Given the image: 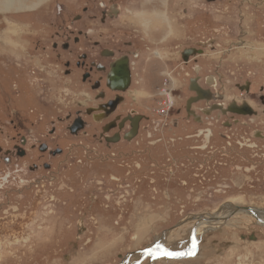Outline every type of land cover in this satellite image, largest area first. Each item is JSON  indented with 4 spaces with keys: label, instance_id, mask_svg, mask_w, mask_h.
<instances>
[{
    "label": "flooded vegetation",
    "instance_id": "1",
    "mask_svg": "<svg viewBox=\"0 0 264 264\" xmlns=\"http://www.w3.org/2000/svg\"><path fill=\"white\" fill-rule=\"evenodd\" d=\"M129 2L55 0L54 8L51 2L28 18L53 26L50 43L44 46L45 42L39 41L36 48L44 53L41 73L59 82L55 83L60 96H65L60 104L48 100L42 109L36 108L32 111L36 113L33 118L23 115V110L17 107L13 113L16 119H6L0 124V136L4 137V144L0 145V173L13 165L14 172L23 173L19 178L23 187L15 189L23 193L21 202L31 196L32 207L36 206L38 196L48 186H52L53 202H61L64 197L72 200L67 186L58 189L55 184L65 182L74 164L72 159L84 162L80 152L86 159L113 158L115 162V158L124 154L116 150L118 147L133 145L135 155L144 150L136 145L148 144L144 151L152 154L153 145L168 147L165 143H169L178 148L179 139L184 138L196 142L195 147L218 154L212 157L197 152L189 156L194 177L201 176L199 167L204 162H209L201 166L206 173L210 172V162L216 173L224 172L223 167L229 162L226 166L230 171L245 167L248 171L251 167L264 185V0H177L172 12L177 25L163 14L144 9L146 4L141 6L142 2L137 5L143 8L140 13L135 2ZM148 16L155 20L147 22ZM170 28L175 32L174 39L165 44L168 38L160 33ZM233 55H239L234 64L230 62ZM243 59L252 65L244 68ZM165 76L167 84L163 81ZM166 92L171 93L174 103L168 112L164 102ZM8 103H12L10 98ZM9 125L15 130L12 135L4 131ZM218 140L225 144L220 146ZM236 150L243 153V156L238 153L240 158L247 160L245 167L234 156ZM255 159L258 161L253 164ZM177 161L175 157L167 165ZM156 163L160 165L158 160ZM183 165L185 171L186 164ZM106 176L103 175L101 183L113 181L115 186V175L108 181ZM10 177L11 169L2 178L8 182ZM229 183L227 192L243 190V183L238 185L235 180ZM25 190L36 193L33 196ZM156 191L155 194L160 193L158 188ZM105 197L111 200L108 194ZM98 201L96 196L93 202ZM104 204L110 207L108 202ZM234 204L225 203L208 215L191 216L190 239L181 247L191 248L190 242L195 245L194 236L199 229L207 231L202 233L196 250L191 251V257L195 258L203 253L201 242L210 238L205 237L208 230L224 227L225 232L239 216L242 223L264 228L263 207ZM237 207L243 209L236 211ZM86 217L84 212L79 218V232L87 224ZM183 229L181 226L175 230H179L178 241L184 238L180 235ZM171 233L156 237L136 260L146 252L176 251L165 244L168 241L165 236L168 234L171 240ZM151 258L148 256L141 264Z\"/></svg>",
    "mask_w": 264,
    "mask_h": 264
},
{
    "label": "rangeland",
    "instance_id": "2",
    "mask_svg": "<svg viewBox=\"0 0 264 264\" xmlns=\"http://www.w3.org/2000/svg\"><path fill=\"white\" fill-rule=\"evenodd\" d=\"M54 1L0 0V124L6 119H16L13 113L17 107L23 110V115L33 118L36 113L32 111L42 109V105L48 100L60 104L61 99H64L65 95L60 96L57 82L41 73L44 53L42 49L36 48L39 41L45 42L44 46L50 43L53 26L41 23L40 20L37 22V18L28 19L34 11L38 12L45 6L47 8ZM137 1L128 0L129 4L135 2L136 7L139 2H142L141 6L147 4V9L153 4L152 0ZM163 1L174 5L173 0ZM165 3L160 9L152 7L156 8L157 14H163L174 22L172 12L175 9L166 7ZM150 17L152 18L147 17V22L155 20L153 16ZM174 23L177 25L178 20ZM174 29L177 32L176 26ZM164 34L165 32L163 36ZM173 36L165 44H171ZM235 57L239 58V55L231 56L230 62L233 64L237 62ZM250 65L252 64L246 63L245 59L242 60L241 66L244 68ZM156 77L157 75L154 76ZM166 78L168 77L165 76L163 81L166 82ZM9 98L11 104L8 103ZM173 104L170 101L166 103L167 112ZM6 129L4 131H7V135L15 133L10 125ZM3 138L0 136V145L4 144ZM184 139H179L178 148L169 143H165L168 147L163 144L153 145L152 154L144 151L148 144L136 145L137 149L144 150L135 155L133 145L118 147L116 150H122L124 154L115 158V162L113 158L86 159L84 153L80 152L79 156L84 158V162H74L75 159H72L74 164L68 170L65 182L55 184L58 189L67 186L65 188L73 199L64 197L61 202H53L52 186H48L38 196L34 207L31 196L21 202L23 193L15 190L23 187V183L19 181L23 173L14 172L12 168L15 165L5 167L6 172L0 173V264H129L140 256L144 247L156 241V237H161L167 231H172L171 234L175 235L178 232L175 230L181 226L184 227V232L180 235L184 238L178 241L179 238L172 235L171 240L165 244L168 248L185 245L190 239L188 233L191 216L214 213L228 202L263 207L264 211V185L251 167L245 171L247 160L242 159L243 153L240 150L234 151V156L245 168L230 171L226 166L228 162L223 167L224 172L216 173L215 169H211L213 162H210V172L206 173L201 166L209 162H204L200 167L198 165L201 176L196 178L193 172L195 169L192 171L191 168L193 163L189 162L188 157L197 152L203 156L210 154L212 157L217 153L195 147L196 142ZM218 142L220 146L225 144L221 140ZM220 150L222 149L218 148V152ZM116 153L120 155L119 152ZM238 153H241V158ZM175 157L178 161L172 163V166L176 164L172 169L171 163H167ZM157 160L160 162L159 166H156ZM257 161L253 160V164ZM183 162L186 164L185 171H182ZM10 169L12 177L6 182L2 177ZM103 175H107V181L115 175V186L113 181L101 183L104 181ZM204 177L213 181L209 182ZM232 180L238 185L239 182L243 183V190L227 192V184ZM140 187L144 192H139ZM157 188L160 190L159 194H155ZM5 190L8 192L3 193ZM25 191L33 196L36 193L32 190ZM106 194L111 196L110 201L105 197ZM96 196H99V201L94 204ZM104 202H108L110 207ZM64 206L68 209H63ZM84 212L87 214V224L79 232V218ZM242 220L239 216L230 222L225 232L222 230L224 227L208 230L209 234L205 237L209 235L210 240L206 238L201 242L203 253L198 254V257L167 258L161 261L155 259V262L151 258L142 264H264V228L255 227L252 223H242ZM181 221L185 223L177 225ZM237 223L242 226L237 228ZM147 225L148 228L152 227L151 230L140 229ZM144 231L148 233L145 234ZM165 237L167 239L169 235Z\"/></svg>",
    "mask_w": 264,
    "mask_h": 264
},
{
    "label": "crops",
    "instance_id": "3",
    "mask_svg": "<svg viewBox=\"0 0 264 264\" xmlns=\"http://www.w3.org/2000/svg\"><path fill=\"white\" fill-rule=\"evenodd\" d=\"M46 1H52V0H46ZM135 1L138 2L137 0H135ZM143 1L145 2V0H143ZM166 1H167V0H166ZM176 1H177V0H173V3H174V2L176 3ZM152 3H153V4H152L153 6H155L157 9H160V8L164 7V3H165V2H164L163 0H152ZM48 5H49V4H48ZM152 5H151V8H150L149 10L155 14V13H156V12H155V11H156V8H155V7H152ZM165 6L168 7V8L170 7L171 9L174 8V6L171 5L169 2H166V3H165ZM45 7H46V6H45ZM43 8H44V7H43ZM146 8H148V7H147V4L144 5V9H146ZM135 9H136L137 12H138V11H140V12L143 11V10H142L143 8H142L140 5H139V7H138V6H137V7L135 6ZM39 10H41V8H40ZM168 10H169V9H167L166 14L168 13ZM160 11H163V10H160ZM35 12H36V11H34L33 13H35ZM33 13H32V14H33ZM157 13H158V12H157ZM146 26H148V25H146ZM145 30L148 31V28L145 29ZM167 33H168L169 35H168ZM160 34L162 35L163 32H161ZM174 34H175L174 30H172V29L170 28V30L168 29V30L165 31L164 37H166V38H170V37H172ZM148 227H149V225L144 226V227H141L140 229L143 231L144 229H147ZM178 232H179V230H178ZM178 232H177L175 235L171 234V236L173 235L172 237H176L177 234H178ZM204 232H205V230H202V232H201V237H202V233H204ZM139 234H140V233H139ZM201 237H200V239H201ZM167 239L169 240L168 237H167ZM200 239H199V240H200ZM190 243H191V242H190ZM187 244H188V243H187ZM183 248H184V247H183ZM183 248L181 247V248H173V249H174V250H177V249H183ZM171 249H172V248H171ZM199 254H200V253H199ZM198 256H199V255H198ZM198 256H197V257H198ZM162 259L165 260V259H167V258H162ZM159 261H161V259H160Z\"/></svg>",
    "mask_w": 264,
    "mask_h": 264
},
{
    "label": "water",
    "instance_id": "4",
    "mask_svg": "<svg viewBox=\"0 0 264 264\" xmlns=\"http://www.w3.org/2000/svg\"><path fill=\"white\" fill-rule=\"evenodd\" d=\"M243 208L237 207L236 211L242 210ZM235 212V211H233ZM228 218V217H227ZM191 248H184V249H179L176 251H171L169 253L163 252L161 250H156L153 252H146L141 256L138 260L133 262V264H141V262L146 259L148 256H153V255H158L160 257H166V258H180V257H186V256H193V253H191Z\"/></svg>",
    "mask_w": 264,
    "mask_h": 264
},
{
    "label": "bare ground",
    "instance_id": "5",
    "mask_svg": "<svg viewBox=\"0 0 264 264\" xmlns=\"http://www.w3.org/2000/svg\"><path fill=\"white\" fill-rule=\"evenodd\" d=\"M5 4H6V3H5ZM8 4H9V2L7 3V5H8ZM8 8H9V7H8ZM215 214H216V213H215ZM212 216H213V215H212ZM216 217H217V216H216ZM231 218H232V217H231ZM210 223H211V222H210ZM224 223H225V222H224ZM199 227H200V226H199ZM200 228H201V227H200ZM202 230H203V229H199V231H198V232L195 234V236H194V237H195V243H194L195 245H193V243H192V241H191V246H190V247H191V249H192L193 251L196 250L197 243H198V241H199V239H200V237H201V232H202ZM38 234H39V233H38ZM192 240H193V239H192ZM192 250H191V251H192ZM152 257H153L154 262H155V259L157 260V259H162V258H164V257L161 258V257L158 256V255H157L156 257H155V256H152ZM154 257H155V258H154ZM184 258H185V257H184ZM133 262H134V261H133ZM131 263H132V262H130L129 264H131Z\"/></svg>",
    "mask_w": 264,
    "mask_h": 264
},
{
    "label": "built area",
    "instance_id": "6",
    "mask_svg": "<svg viewBox=\"0 0 264 264\" xmlns=\"http://www.w3.org/2000/svg\"><path fill=\"white\" fill-rule=\"evenodd\" d=\"M166 84H167V81H166ZM166 95V99H165V105H166V103L168 102V101H170V102H172V98H171V93L170 92H166L165 93Z\"/></svg>",
    "mask_w": 264,
    "mask_h": 264
}]
</instances>
